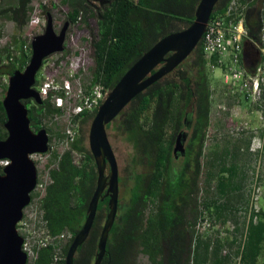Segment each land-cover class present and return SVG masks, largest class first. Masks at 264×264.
I'll return each mask as SVG.
<instances>
[{
  "label": "trees",
  "instance_id": "16d2710c",
  "mask_svg": "<svg viewBox=\"0 0 264 264\" xmlns=\"http://www.w3.org/2000/svg\"><path fill=\"white\" fill-rule=\"evenodd\" d=\"M200 1L62 0L68 7L67 20L72 26L84 23L90 27L91 17L97 18V30L91 31L94 67L85 92L98 84L110 92L154 45L194 22ZM31 3L32 0H15L14 4L0 8V16H10L23 28L31 21ZM263 3L264 0H220L211 19L231 22L242 16L247 30L244 43L255 52L264 27ZM52 6L57 8L56 4ZM30 57L31 44L24 41H20L18 53L0 46V83L5 75L24 70ZM220 61L218 54L207 57L201 42L178 69L135 97L116 119L115 131L125 137L132 151L127 178H120V185L129 183L128 200L123 203L119 198L118 215L102 264H138L141 253L148 257L150 264H233L235 257L223 252L227 237L213 239L196 231L200 221L209 219L212 224L214 219L219 222V218L237 212L235 206L231 208L222 198L241 190L233 183L239 173L235 161L240 155L239 149L221 150L214 153L216 157L211 166L215 168L209 170L208 177L209 182L216 181V197L200 200L202 159L212 114L213 86L209 71L223 68L224 63ZM36 88L38 91L42 88L39 80ZM58 97L65 98V91L51 90L42 104L25 101L35 132L43 128L52 132L45 120L63 115V109L54 103ZM3 99L0 97L2 126L7 121ZM243 99L250 103L244 96ZM97 111L76 115L72 121L82 131ZM186 123H190V131L185 154H175L177 137ZM7 136L4 129L0 140ZM76 154L80 157L77 162ZM51 156L55 166L49 171L50 182L39 201L46 243L34 248L37 257L28 264H66L69 247L84 225L97 186L96 163L84 137L78 136L65 151H53ZM2 169L0 165V173ZM108 203V197L99 202L93 228L78 248L75 264H93L96 260L109 213ZM245 210L248 212V208ZM259 212L258 223L244 226L242 237L234 241L239 244L235 264H264V208ZM238 231L236 227V234Z\"/></svg>",
  "mask_w": 264,
  "mask_h": 264
},
{
  "label": "water",
  "instance_id": "95a60500",
  "mask_svg": "<svg viewBox=\"0 0 264 264\" xmlns=\"http://www.w3.org/2000/svg\"><path fill=\"white\" fill-rule=\"evenodd\" d=\"M220 0H201L194 22L185 30L160 40L138 60L110 91L98 108L89 132V149L94 157L98 179L82 229L71 243L66 264H75L78 248L88 239L97 216L98 205L109 198V213L105 220L96 260L102 264L107 252L111 231L116 222L120 198V171L109 139L107 126L115 121L131 101L156 82L178 69L202 42L212 14ZM70 22L59 31L55 29L52 13H47L43 34L31 41V57L24 70H16L9 76L8 89L2 101L7 115L4 125L8 136L0 140V161H10L0 175V264H28L29 255L23 249L24 238L17 230L23 218V209L31 204L32 193L38 186V169L33 156L47 154L50 146L48 130L32 129L29 109L25 101L42 104L44 99L37 90V77L44 62L66 49ZM245 61L253 67L260 60L244 43ZM187 132H181L176 140L175 154H185Z\"/></svg>",
  "mask_w": 264,
  "mask_h": 264
},
{
  "label": "rangeland",
  "instance_id": "374dc122",
  "mask_svg": "<svg viewBox=\"0 0 264 264\" xmlns=\"http://www.w3.org/2000/svg\"><path fill=\"white\" fill-rule=\"evenodd\" d=\"M14 3L15 0H0V8ZM52 4H56L57 8L54 9ZM44 6L47 9L43 8ZM48 12L52 13L54 17L56 31H59L64 23L68 22V7L62 4V0H32L31 21L23 28L18 27L10 16H0V46L9 47L18 53L20 41L31 44L34 37L43 34ZM35 19H39L40 23L33 24L32 21ZM89 24L90 27L84 23H78L74 26L70 24L65 51L47 59V63L39 72L41 75L37 78L42 87L51 85L50 89L65 91V98L68 99L62 108V116L45 120L46 126L52 129L51 133L48 131L50 136L49 152L33 156L38 169V186L32 193L34 200L27 209L29 227L26 236L29 248L33 247L39 238L45 236L43 213L39 201L44 195L45 186L50 182L49 171L55 166L51 152L62 153L69 147L70 142L73 141L69 136V132L75 135L74 139L78 136L84 137L89 148V132L92 122L82 127V131H80V125L72 121L74 117L73 107L78 102V95L86 93L85 87L90 84L91 72L94 67L91 31L92 29L97 30V18L95 16L91 17ZM247 65L251 67L249 59ZM223 74L224 72L220 68L214 69L213 72L209 71L213 86L212 114L207 132L205 156L202 159L203 174L200 179V200L205 197H216V181L209 182L208 177L210 175L209 170L213 171L215 168L211 166L216 157L214 153L221 150L230 149L234 151L239 149L240 155L235 160L236 169L239 172L236 183L241 190L233 196L222 198V202L230 204L231 208L235 206L234 209L237 212L228 215L226 218H219V222L214 219L209 228L210 232L203 228L200 221L196 226V231L197 234H209L213 239L229 238L228 240L226 238L223 242L227 244L223 252L231 253L233 258L235 257V260L233 259V264H235L236 258L239 257L236 255V252L239 253V244L234 243L236 237L237 239L242 237L241 231L244 226L257 224L259 221L258 213L260 212L255 210L251 202L255 187L260 189L259 211L264 208V112L248 103L241 94L232 95L230 88L222 81ZM8 82L9 75H5L0 83L1 98L6 95ZM54 103L56 105V99H54ZM111 124L112 126L108 130L109 139L118 161L120 178L125 179L127 178L126 169L132 153L131 146L121 133L115 131L117 120ZM4 129L5 127L0 124V134ZM183 131H188V128L184 127ZM75 160L76 162L80 160L77 154ZM0 165H4L2 161ZM128 188V182L121 183L120 199L123 203L128 200ZM246 208H248V212L245 210ZM225 221L228 223L225 224ZM236 227L240 229L237 234L235 232ZM222 228H226V231H222ZM227 241L233 242V244H228ZM35 259V256L32 257L30 263H33ZM137 261L138 264H150L148 257L142 253Z\"/></svg>",
  "mask_w": 264,
  "mask_h": 264
},
{
  "label": "built area",
  "instance_id": "2783aa9c",
  "mask_svg": "<svg viewBox=\"0 0 264 264\" xmlns=\"http://www.w3.org/2000/svg\"><path fill=\"white\" fill-rule=\"evenodd\" d=\"M264 8V3H263ZM33 24H39L40 20L35 19ZM247 37L245 21L239 18L237 21H227L223 18L211 19L207 30L203 36L202 43L207 57L218 54L220 62L224 63L221 70L223 74V83L231 90L232 95L241 94L251 104L264 112V27L262 29L261 42L256 44L260 53V60L253 67H249L244 56V39ZM48 87H42L41 96L45 98L53 90ZM55 90V89H54ZM109 92L101 84L95 85L87 93L78 95V102L73 107L74 116L81 115L85 112H93L98 109L101 103L107 98ZM68 98H56L57 107L63 108ZM71 140L75 135L69 132ZM6 166L9 161H2ZM260 199V189L255 187L251 198L252 205L259 212L258 201ZM201 225L205 230L211 227L210 220H204ZM46 240L39 238L33 247L26 248L34 255L35 247L39 248L44 245Z\"/></svg>",
  "mask_w": 264,
  "mask_h": 264
},
{
  "label": "flooded vegetation",
  "instance_id": "af4514ba",
  "mask_svg": "<svg viewBox=\"0 0 264 264\" xmlns=\"http://www.w3.org/2000/svg\"><path fill=\"white\" fill-rule=\"evenodd\" d=\"M185 127H187V128H189L188 129V131H183V132H187V134H189V131H190V123H186L185 124ZM188 138V137H187ZM7 166V165H6ZM5 166H3V168H4ZM3 174V169H2V173H0V175H2ZM33 196H32V201H31V204H32V202H33ZM30 204V205H31ZM30 205L29 206H27V207H25L24 209H23V218H22V220L17 224V230H18V232H19V234L24 238V240H25V242H24V245H23V249L28 253V255H29V262L28 263H30V259L32 258V257H34L35 256V258L37 257V254H34V255H32L29 251H28V249L26 248V244H27V236H26V234H28L27 232H28V214H27V209H28V207H30Z\"/></svg>",
  "mask_w": 264,
  "mask_h": 264
},
{
  "label": "clouds",
  "instance_id": "9594fccd",
  "mask_svg": "<svg viewBox=\"0 0 264 264\" xmlns=\"http://www.w3.org/2000/svg\"><path fill=\"white\" fill-rule=\"evenodd\" d=\"M250 47H251V46H250ZM251 49L253 50L252 47H251ZM257 51L259 52L258 48H257ZM257 51H255V52H257ZM246 63H247V62H246ZM249 67H250V66H249ZM39 92H40V91H39ZM109 93H110V92H109ZM40 94H41V93H40ZM104 101H105V100H104ZM104 101H103V102H104ZM103 102H102V103H103ZM102 103H101V104H102ZM100 106H101V105H100ZM100 106H99V107H100ZM0 162H1V161H0Z\"/></svg>",
  "mask_w": 264,
  "mask_h": 264
},
{
  "label": "crops",
  "instance_id": "0c3cea01",
  "mask_svg": "<svg viewBox=\"0 0 264 264\" xmlns=\"http://www.w3.org/2000/svg\"><path fill=\"white\" fill-rule=\"evenodd\" d=\"M233 183L235 184L236 183V180L235 181H233ZM237 184V183H236Z\"/></svg>",
  "mask_w": 264,
  "mask_h": 264
},
{
  "label": "bare ground",
  "instance_id": "6f19581e",
  "mask_svg": "<svg viewBox=\"0 0 264 264\" xmlns=\"http://www.w3.org/2000/svg\"><path fill=\"white\" fill-rule=\"evenodd\" d=\"M9 164H10V161H9Z\"/></svg>",
  "mask_w": 264,
  "mask_h": 264
}]
</instances>
